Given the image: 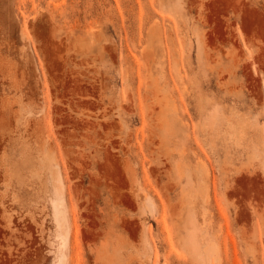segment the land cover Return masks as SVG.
I'll return each mask as SVG.
<instances>
[{"label": "rangeland", "instance_id": "rangeland-1", "mask_svg": "<svg viewBox=\"0 0 264 264\" xmlns=\"http://www.w3.org/2000/svg\"><path fill=\"white\" fill-rule=\"evenodd\" d=\"M0 264H264V0H0Z\"/></svg>", "mask_w": 264, "mask_h": 264}]
</instances>
